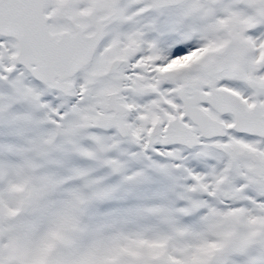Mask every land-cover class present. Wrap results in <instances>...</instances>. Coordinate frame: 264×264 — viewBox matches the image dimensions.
<instances>
[{
	"label": "snow or ice",
	"instance_id": "snow-or-ice-1",
	"mask_svg": "<svg viewBox=\"0 0 264 264\" xmlns=\"http://www.w3.org/2000/svg\"><path fill=\"white\" fill-rule=\"evenodd\" d=\"M0 264H264V0H0Z\"/></svg>",
	"mask_w": 264,
	"mask_h": 264
}]
</instances>
